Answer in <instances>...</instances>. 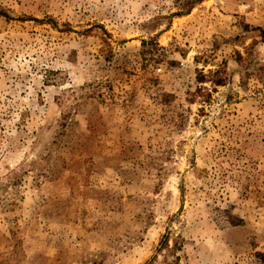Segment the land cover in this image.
I'll return each instance as SVG.
<instances>
[{
    "label": "rangeland",
    "instance_id": "1",
    "mask_svg": "<svg viewBox=\"0 0 264 264\" xmlns=\"http://www.w3.org/2000/svg\"><path fill=\"white\" fill-rule=\"evenodd\" d=\"M0 12V264H264V0Z\"/></svg>",
    "mask_w": 264,
    "mask_h": 264
},
{
    "label": "trees",
    "instance_id": "2",
    "mask_svg": "<svg viewBox=\"0 0 264 264\" xmlns=\"http://www.w3.org/2000/svg\"><path fill=\"white\" fill-rule=\"evenodd\" d=\"M193 4V3H192ZM192 6L193 5H191V3H187V7L186 6H183V8H182V10H187V11H190L191 10V8H192ZM0 16H2V17H5V18H7L8 20H10L11 18H10V16L7 14V13H5V12H0ZM34 21H36V22H39L38 20H34ZM53 25H55V24H53ZM56 27V26H55ZM250 30V27L249 26H245V31H249ZM254 31H257V32H259V34H260V38H261V43L264 45V29H262V28H254ZM147 43L146 42H143V45L145 46ZM238 56H239V64H240V66L243 68V69H245V70H248V69H250L251 67H254L256 64L254 63V58H253V52H250V51H248L247 52V57L246 58H244V57H242L241 56V54H238ZM223 83H224V81H222V79H220V80H218L215 84L217 85V86H221V85H223Z\"/></svg>",
    "mask_w": 264,
    "mask_h": 264
}]
</instances>
